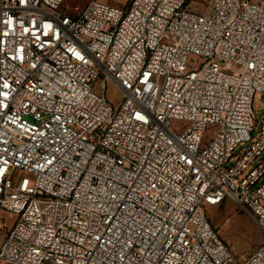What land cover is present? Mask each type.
<instances>
[{"label": "built area", "instance_id": "built-area-1", "mask_svg": "<svg viewBox=\"0 0 264 264\" xmlns=\"http://www.w3.org/2000/svg\"><path fill=\"white\" fill-rule=\"evenodd\" d=\"M226 201L264 232V0H0V264H264Z\"/></svg>", "mask_w": 264, "mask_h": 264}, {"label": "rangeland", "instance_id": "rangeland-1", "mask_svg": "<svg viewBox=\"0 0 264 264\" xmlns=\"http://www.w3.org/2000/svg\"><path fill=\"white\" fill-rule=\"evenodd\" d=\"M89 1L71 0L74 6L78 5L80 7L85 6ZM104 1L116 7H122L125 0ZM192 6L197 7L201 11L203 10V6L200 3L193 2ZM108 98L113 104L119 102L118 95L113 91H109ZM254 110L257 118H260L262 115V105L258 96L255 100ZM173 126L184 128L186 123L174 121ZM258 130L259 125H257ZM2 216L3 218H7L8 214L4 212ZM207 217L212 227L217 231L220 238L230 246L234 256L239 261L251 255L264 243V232L261 227L249 217L244 209L234 203L226 201L219 206L207 207ZM9 220L8 225L11 226L13 224V218ZM2 238V235H0V239Z\"/></svg>", "mask_w": 264, "mask_h": 264}]
</instances>
